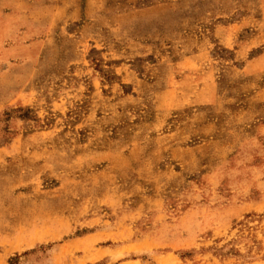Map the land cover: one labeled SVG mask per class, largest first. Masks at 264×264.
<instances>
[{
    "label": "rangeland",
    "instance_id": "rangeland-1",
    "mask_svg": "<svg viewBox=\"0 0 264 264\" xmlns=\"http://www.w3.org/2000/svg\"><path fill=\"white\" fill-rule=\"evenodd\" d=\"M264 264V0H0V264Z\"/></svg>",
    "mask_w": 264,
    "mask_h": 264
},
{
    "label": "trees",
    "instance_id": "trees-1",
    "mask_svg": "<svg viewBox=\"0 0 264 264\" xmlns=\"http://www.w3.org/2000/svg\"><path fill=\"white\" fill-rule=\"evenodd\" d=\"M13 260H14L13 258H10V259H9V264H14V263H12Z\"/></svg>",
    "mask_w": 264,
    "mask_h": 264
}]
</instances>
